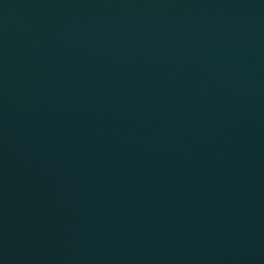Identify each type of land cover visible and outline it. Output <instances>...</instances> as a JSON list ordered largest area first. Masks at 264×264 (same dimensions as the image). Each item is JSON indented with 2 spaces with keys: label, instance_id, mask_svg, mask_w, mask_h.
I'll return each mask as SVG.
<instances>
[{
  "label": "water",
  "instance_id": "water-1",
  "mask_svg": "<svg viewBox=\"0 0 264 264\" xmlns=\"http://www.w3.org/2000/svg\"><path fill=\"white\" fill-rule=\"evenodd\" d=\"M0 264H264V0H0Z\"/></svg>",
  "mask_w": 264,
  "mask_h": 264
}]
</instances>
